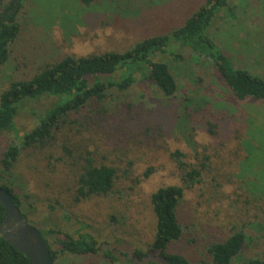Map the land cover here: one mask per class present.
<instances>
[{"label": "rangeland", "instance_id": "rangeland-1", "mask_svg": "<svg viewBox=\"0 0 264 264\" xmlns=\"http://www.w3.org/2000/svg\"><path fill=\"white\" fill-rule=\"evenodd\" d=\"M125 1L94 0L85 8L77 0H27L11 59L0 68V92L67 55L123 50L140 38L167 33L200 4L155 0L149 6L147 0H130L135 7L127 14ZM244 10L238 22L216 21L210 35L235 64L264 78V0H251ZM171 49L184 61L167 54L155 60L171 61L178 84L174 98H164L136 75L131 89L111 95L106 114L90 109L76 115L75 128L62 130L43 149L23 151L6 176L22 197L27 219L54 231L46 236L54 250L65 234L87 233L100 245L98 256H63L55 264H127L135 249L147 250L154 231L149 195L178 182L179 170L169 158L175 151L203 170L201 184L186 192L177 209L184 235L168 251L194 264L206 243L235 228L251 238L241 257H264V212L257 210L264 206L254 199L255 193L264 196V103L237 101L207 63L186 48ZM66 101L62 95L24 101L15 121L18 135L0 136V155ZM86 152L95 163L116 168L117 180L108 196L76 202L73 187ZM147 168L155 173L135 184ZM146 259L157 260L151 254Z\"/></svg>", "mask_w": 264, "mask_h": 264}, {"label": "trees", "instance_id": "trees-1", "mask_svg": "<svg viewBox=\"0 0 264 264\" xmlns=\"http://www.w3.org/2000/svg\"><path fill=\"white\" fill-rule=\"evenodd\" d=\"M77 1L85 8L94 4V0ZM249 1L251 0H200L197 8L179 26L167 33L140 38L123 50H108L80 56L67 55L46 63L28 79L9 82L0 92V136L5 133L18 135L15 121L24 101L45 95H62L67 98L65 103L47 111L38 125L22 133L19 141L10 142L0 155V188L7 192L31 226L38 227L29 221L23 212L24 202L21 195L5 180L6 176L13 172L20 154L31 149H43L53 142L62 130L75 128L79 124L75 119L76 115L79 116L90 109L94 114H106V103L111 99V95L122 94L131 89L137 83L136 75L164 98H174L178 84L171 61L155 60V56L167 54L172 56L175 62L184 61L180 53L171 51L172 47H180L182 50L186 48L191 51L195 60L207 63L237 101L264 103V78L235 64L232 56L221 50L210 35L216 21H237ZM147 2L152 3L149 6L156 3L155 0ZM26 6L27 0H5L0 4V68L11 59V47L19 37V19ZM134 7L135 2L130 3V0L123 3V9H130L126 11L127 14ZM118 72L121 73L119 78L116 77ZM204 104L202 102V106ZM169 158L174 160L179 170V180L177 183L159 186L149 195L154 218L152 238L147 250L135 249L127 264H193L185 256L169 252L168 247L184 235V227L178 220L177 209L186 192L201 184L203 165L185 163L184 153L179 151L170 154ZM81 159L83 165L73 187L74 201L108 196L116 184L117 169L107 164L95 163L89 152L84 153ZM155 170L147 168L140 181L137 180L135 184L146 182ZM255 194V205L264 206V203H260L264 202V196ZM257 210L264 212L262 208ZM4 215V209L0 205V224ZM38 230L49 250L51 264H55L63 256L101 254L100 245L90 234H80L78 237L65 234L64 239H57L59 248L54 250L46 237L54 234V231ZM230 232L220 241L206 243L199 261L194 264H264V257H241L245 245L251 240L243 229L234 228ZM148 254L157 260L146 259ZM102 256L115 261L109 252H103ZM0 264H28V260L0 236Z\"/></svg>", "mask_w": 264, "mask_h": 264}, {"label": "water", "instance_id": "water-1", "mask_svg": "<svg viewBox=\"0 0 264 264\" xmlns=\"http://www.w3.org/2000/svg\"><path fill=\"white\" fill-rule=\"evenodd\" d=\"M3 1L5 0H0V4ZM0 205L5 213L0 224L1 238L22 253L28 264H51L49 250L39 230L27 222L2 188H0Z\"/></svg>", "mask_w": 264, "mask_h": 264}]
</instances>
